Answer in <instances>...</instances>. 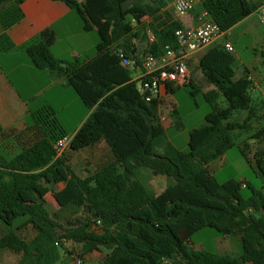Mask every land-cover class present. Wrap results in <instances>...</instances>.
I'll return each instance as SVG.
<instances>
[{
  "label": "trees",
  "instance_id": "16d2710c",
  "mask_svg": "<svg viewBox=\"0 0 264 264\" xmlns=\"http://www.w3.org/2000/svg\"><path fill=\"white\" fill-rule=\"evenodd\" d=\"M79 15L85 31L97 30L99 43L91 59L61 61L51 48L52 29L43 30L22 49L35 67L63 76L88 109H94L71 140L72 151L104 141L114 161L80 177L58 156L56 143L68 136L55 113L43 108L33 114L35 128L16 136L19 152L0 145V221L8 228L0 250L24 254V260L43 254L67 239L82 255L107 250L100 264H264V150L257 153L262 185L230 179L220 183L209 165L235 146L233 132L250 130L256 116L247 76L237 78L235 55L222 43L208 47L202 59L214 89L204 97L214 106L224 98L227 107L215 108L205 124L189 133L188 151L166 140L160 122L161 101H147L138 90L142 56H160L166 46L177 47L175 31L182 28L165 0H60ZM25 0H0V50L15 49L6 31L23 19ZM256 0H206L212 21L228 32L261 8ZM133 21V22H132ZM151 29L156 41L150 43ZM140 44H144L140 55ZM264 57V50L261 52ZM193 93L200 92L192 81ZM180 87L168 86L173 93ZM247 112L233 121L234 113ZM5 133L0 128V136ZM264 141V128L250 137ZM139 167L175 183L154 195L136 177ZM66 182L65 200L82 211L66 226L54 218L45 193L49 185ZM243 189L249 194L245 196ZM57 195V194H56ZM22 219L14 228L15 221ZM100 221V224H99ZM31 225L37 236L26 242L17 230ZM210 228L221 235H239L243 252L219 255L192 249L193 237ZM62 229V233L59 231ZM60 242V243H59Z\"/></svg>",
  "mask_w": 264,
  "mask_h": 264
},
{
  "label": "crops",
  "instance_id": "0c3cea01",
  "mask_svg": "<svg viewBox=\"0 0 264 264\" xmlns=\"http://www.w3.org/2000/svg\"><path fill=\"white\" fill-rule=\"evenodd\" d=\"M175 1L167 0L168 7L171 8ZM204 1L206 0H198L194 10L185 17L176 16L183 28H197L203 23L200 20V15L205 10ZM263 8L264 5L261 7L262 11ZM21 9L23 19L6 31L15 49L9 52L0 50V128L5 133L4 136H0V145L5 146L6 149L8 148V152L12 153H17L20 150L16 136L23 131L35 128L33 114L38 110L51 109L67 131L69 141L74 138L94 111V109H88L83 104L77 93L67 84L65 77L56 76L48 70L35 67L22 46L43 30L52 29L56 34V42L52 46L51 52L55 58L67 62L75 59L88 60L95 57L99 43L97 30L85 31L77 12L63 1L25 0L21 5ZM256 12L226 32L224 40L233 44L228 35L230 31L240 26L246 32L260 35L259 27L255 26L254 17ZM2 33L3 30L0 25V35ZM259 42L261 45L260 51L262 52L264 50V36ZM207 50L208 48L200 49L188 59L191 81L197 87H199V84L196 83V76L198 70L205 72L202 59ZM233 54L237 60L235 46ZM250 69L251 67H246L244 73L237 74V78L247 76L253 81L252 90H261L262 81L264 80L262 75L257 70ZM139 75L138 72V76L135 78H138ZM202 82L205 86V92L214 89V86L206 79V75L205 78L203 77ZM172 95L173 93L169 92L168 87H162L161 102L171 106L170 99ZM174 111H176V108ZM163 114L167 115L164 112ZM167 127L165 126L166 129ZM62 155L67 157L66 163L71 170L83 178L114 161V155L104 141L81 151H72L68 145ZM209 168L213 173L212 163ZM153 182L163 186L161 178ZM150 186L158 190L156 184L152 185L151 183ZM49 188L50 190L45 193V198L51 208L53 207V199L59 205L56 212L66 207L67 204H71L69 200L63 198V194L67 190L65 181L57 184L52 183ZM76 217H79V214ZM54 219L57 222H62L57 218ZM7 232L8 228L0 221V238L5 236ZM16 234L26 242H31L37 236V231L29 225L17 230ZM54 249L55 247H52L43 254H35L28 260H24L22 252L1 249L0 264H51L53 259L50 253Z\"/></svg>",
  "mask_w": 264,
  "mask_h": 264
},
{
  "label": "rangeland",
  "instance_id": "374dc122",
  "mask_svg": "<svg viewBox=\"0 0 264 264\" xmlns=\"http://www.w3.org/2000/svg\"><path fill=\"white\" fill-rule=\"evenodd\" d=\"M167 1V0H166ZM264 5V0H256ZM262 7V6H261ZM261 9V8H260ZM258 13V14H257ZM175 15V14H174ZM176 16V15H175ZM255 26L259 27L260 35H253L243 30V27H237L230 31L228 37L235 46L237 60L234 65L237 74L244 73L246 67L250 70H257L264 79V57L261 54L260 42L264 36V23H262V9L258 10L254 17ZM259 20V21H258ZM144 44H140V55L143 54ZM204 74V75H203ZM134 76H138V72H134ZM196 83L199 84L200 92L193 93L194 89L191 85L175 89L170 99L171 106L163 104L162 112L169 117V123L166 129V140L181 151H188L189 133L192 129L201 127L205 124V117L215 108H225L227 103L221 97L217 103L212 106L204 97L205 86L202 82L205 78V72L198 70ZM262 89H251L253 98V107L256 109V116L250 122V130L242 132H233L235 146L230 149L223 158L212 162L213 175L220 183H224L230 179L245 181L251 183L256 188L262 185L261 177L257 173V153L258 150H264V141L258 142L250 137L258 129L264 128V80L261 85ZM176 108V111H174ZM39 111V110H38ZM247 112L236 111L233 115V121L238 118L244 119ZM8 149V148H7ZM264 157V153L262 155ZM136 177L145 185L150 193L158 195L166 188L174 184V180L167 176H157L149 168L141 167L135 171ZM163 180V186L153 182L154 180ZM158 187L156 190L150 184ZM243 194L247 196L249 191L243 189ZM53 207L49 206L53 217L59 219L61 226H66L73 222L76 216L82 214V211L72 204L56 212L59 205L53 199ZM22 219L15 221L14 228L19 225ZM62 233V229L59 231ZM193 246L191 248L197 250H208L219 255L238 256L243 252V243L239 235H221L214 229L206 228L198 232L193 237ZM107 250L102 252H94L90 255L83 256L81 247L73 242L68 243L64 248L55 246L50 253L52 256L51 264H100ZM81 259L82 263L78 260Z\"/></svg>",
  "mask_w": 264,
  "mask_h": 264
},
{
  "label": "built area",
  "instance_id": "2783aa9c",
  "mask_svg": "<svg viewBox=\"0 0 264 264\" xmlns=\"http://www.w3.org/2000/svg\"><path fill=\"white\" fill-rule=\"evenodd\" d=\"M198 0H176L171 9L177 17H185L192 12ZM203 22L197 28H179L175 31L177 47L166 46L164 53L160 56L146 54L142 56V71L140 72L138 90L146 95L147 101L158 98L161 101L162 87H181L191 82V74L188 67L190 56L200 49H206L216 43H222L227 51L233 53L234 46L231 42L224 40L226 32L219 24L212 21L209 13L203 10L200 15ZM262 23H264V8L262 11ZM150 43L156 41V35L148 29L146 32ZM223 40V41H222ZM252 89V88H251ZM162 102L160 104V122L165 127L169 123L168 115L163 114ZM71 141L68 137L60 139L55 149L61 156ZM100 224V221H99ZM66 246L71 241L61 239ZM60 243V242H59ZM59 244L56 243V246ZM82 263V260H78Z\"/></svg>",
  "mask_w": 264,
  "mask_h": 264
}]
</instances>
